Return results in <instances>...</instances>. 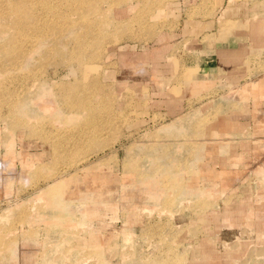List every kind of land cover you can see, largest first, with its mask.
Listing matches in <instances>:
<instances>
[{"label":"rangeland","instance_id":"1","mask_svg":"<svg viewBox=\"0 0 264 264\" xmlns=\"http://www.w3.org/2000/svg\"><path fill=\"white\" fill-rule=\"evenodd\" d=\"M181 18L0 0V264H264V123L228 141Z\"/></svg>","mask_w":264,"mask_h":264},{"label":"crops","instance_id":"2","mask_svg":"<svg viewBox=\"0 0 264 264\" xmlns=\"http://www.w3.org/2000/svg\"><path fill=\"white\" fill-rule=\"evenodd\" d=\"M179 8L178 42L193 41L194 58L185 57L184 50L182 56L183 62H189L188 74L199 71V80L210 84L206 92L228 83V93L232 91L228 95V121L220 124L228 125L226 134L236 137H228V141H242L246 128L259 125L257 121L264 123V0H179ZM244 78L255 79V85ZM175 100L182 101L178 96ZM188 106L182 101V112ZM249 211L251 217L256 215ZM258 216L264 218V210ZM229 226L233 227L232 223Z\"/></svg>","mask_w":264,"mask_h":264},{"label":"bare ground","instance_id":"3","mask_svg":"<svg viewBox=\"0 0 264 264\" xmlns=\"http://www.w3.org/2000/svg\"><path fill=\"white\" fill-rule=\"evenodd\" d=\"M81 30V29H80Z\"/></svg>","mask_w":264,"mask_h":264}]
</instances>
